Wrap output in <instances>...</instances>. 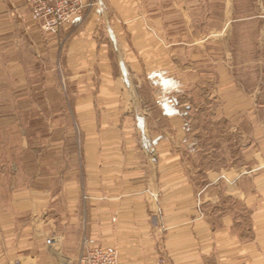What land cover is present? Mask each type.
Instances as JSON below:
<instances>
[{
	"label": "crops",
	"instance_id": "obj_1",
	"mask_svg": "<svg viewBox=\"0 0 264 264\" xmlns=\"http://www.w3.org/2000/svg\"><path fill=\"white\" fill-rule=\"evenodd\" d=\"M21 1L0 0L4 72L23 71L22 59L8 62L6 45H20L9 32L26 25L9 9ZM99 4L88 24L99 23ZM86 11L58 32L42 31L66 41L67 83H79L70 98L75 127L62 140L49 131L47 165L23 128L14 146L0 142V264H78L83 237L115 248L118 264H264V143L243 146L239 170L204 166L169 83L160 71L153 80L152 52L139 51L136 37L133 50L124 48L110 26L107 38L129 67H117L106 47L88 52L85 30L70 35ZM142 71L152 95L141 94ZM86 83L97 84L90 91ZM28 151L37 156L29 166Z\"/></svg>",
	"mask_w": 264,
	"mask_h": 264
},
{
	"label": "rangeland",
	"instance_id": "obj_2",
	"mask_svg": "<svg viewBox=\"0 0 264 264\" xmlns=\"http://www.w3.org/2000/svg\"><path fill=\"white\" fill-rule=\"evenodd\" d=\"M93 1L101 4L99 23L88 24L92 7L85 8L81 25L70 35L85 30L94 44L88 52L108 48L117 67L119 62L129 64L117 57L106 27L112 28L126 49L133 48L136 37L139 51L152 52L153 80L159 78L157 72L163 74L169 83L167 95L180 109L185 127L196 133L202 164L239 170L244 163L243 146L264 143V0ZM9 10L26 25L24 30L9 32L20 41L18 48L14 40L6 41L11 49L8 62L22 59L23 71L4 72L6 57L1 54L6 46L0 39V142L14 146L15 130L23 128L28 145H41L38 156L47 165L49 131L57 129L56 138L62 140V130L75 127L70 98L78 94L79 83H67L66 41H51L33 25L24 1ZM145 76L142 71L141 94L152 95ZM230 128L236 131L231 134ZM35 155L25 152L28 166Z\"/></svg>",
	"mask_w": 264,
	"mask_h": 264
},
{
	"label": "built area",
	"instance_id": "obj_3",
	"mask_svg": "<svg viewBox=\"0 0 264 264\" xmlns=\"http://www.w3.org/2000/svg\"><path fill=\"white\" fill-rule=\"evenodd\" d=\"M31 18L44 32H56L68 21L77 17L85 8L94 5L93 0H25ZM55 243L54 237L46 240ZM78 264H118V254L113 247H104L83 237Z\"/></svg>",
	"mask_w": 264,
	"mask_h": 264
}]
</instances>
